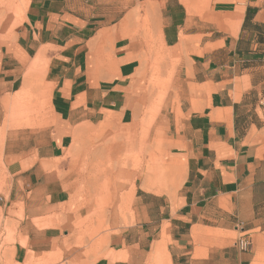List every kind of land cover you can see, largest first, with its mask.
<instances>
[{"label": "crops", "instance_id": "crops-1", "mask_svg": "<svg viewBox=\"0 0 264 264\" xmlns=\"http://www.w3.org/2000/svg\"><path fill=\"white\" fill-rule=\"evenodd\" d=\"M0 127L14 263L87 221L93 264H264V0H25Z\"/></svg>", "mask_w": 264, "mask_h": 264}, {"label": "rangeland", "instance_id": "rangeland-1", "mask_svg": "<svg viewBox=\"0 0 264 264\" xmlns=\"http://www.w3.org/2000/svg\"><path fill=\"white\" fill-rule=\"evenodd\" d=\"M24 1L25 0H0L1 42L10 40L14 36L17 24L23 14ZM154 53H162L161 48L154 47ZM39 63L41 64L43 70V63ZM154 64L158 66L159 62H155ZM157 66L154 68L155 71H159V67ZM28 73L36 72L32 69L29 70ZM168 80L169 78H162V73H153L150 87L148 89L149 94L152 95L154 103L152 118H155L157 112L159 111ZM30 110L31 109H23L22 105L16 107V112L22 115L30 113ZM143 116L145 117L146 115ZM5 128L6 127H0V158L2 151V134ZM114 138L115 137H112V139ZM97 174L98 175H93L92 179H96V181H98L100 173ZM103 191H100V193H103ZM124 200L125 196H122L120 200L121 203ZM95 215L96 211H93L88 218L92 216L95 217ZM22 217V211L19 214H13L12 211H9L7 208L0 209V264H16L11 258V246L15 242L16 236L18 235V230L20 228L19 221ZM98 225L99 227L96 228V226L92 225L91 222L84 221L79 224V234L77 238L68 242L63 241L62 243H59L62 248L58 250V254L55 258L44 260L37 259L35 261L34 256L29 254L22 264H93L97 257L96 251L98 249V245L96 246L94 242L97 240L96 236L100 232V222Z\"/></svg>", "mask_w": 264, "mask_h": 264}, {"label": "bare ground", "instance_id": "bare-ground-1", "mask_svg": "<svg viewBox=\"0 0 264 264\" xmlns=\"http://www.w3.org/2000/svg\"><path fill=\"white\" fill-rule=\"evenodd\" d=\"M114 140H115V138H114ZM115 147H117V145H115ZM110 151V150H109ZM111 152H112V150H111ZM110 152V153H111ZM117 156V155H116ZM109 157V156H108ZM120 168V167H119ZM111 169V168H110ZM123 169V168H122ZM104 171H106V169L104 170ZM110 172H112V171H110ZM126 172V171H125ZM90 173V172H89ZM102 176V175H101ZM113 175L110 173V174H104L103 173V177H102V184L104 185V186H106L108 183H109V181H110V177H112ZM114 177V176H113ZM97 181H96V179H92L91 180V183H96ZM113 185V184H112ZM121 187V186H120Z\"/></svg>", "mask_w": 264, "mask_h": 264}, {"label": "built area", "instance_id": "built-area-1", "mask_svg": "<svg viewBox=\"0 0 264 264\" xmlns=\"http://www.w3.org/2000/svg\"><path fill=\"white\" fill-rule=\"evenodd\" d=\"M249 245V243L247 241H240L239 242V246L241 248H246Z\"/></svg>", "mask_w": 264, "mask_h": 264}]
</instances>
